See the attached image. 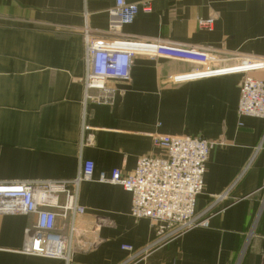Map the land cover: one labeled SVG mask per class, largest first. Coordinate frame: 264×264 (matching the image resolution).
<instances>
[{
	"label": "crops",
	"instance_id": "crops-1",
	"mask_svg": "<svg viewBox=\"0 0 264 264\" xmlns=\"http://www.w3.org/2000/svg\"><path fill=\"white\" fill-rule=\"evenodd\" d=\"M147 1L149 13L114 30V0H0V182L70 180L86 161L94 179L78 187L84 228L73 236L69 262L21 252L35 224L30 214L0 216V264H121L124 245L147 249L133 264H264V120L237 114L242 73L174 82L193 66L135 56L127 81H106L115 89L109 104L84 103L83 87L85 33L209 47L226 68L264 59V1ZM209 17L211 29H200L197 20ZM251 76L264 80V70ZM155 134L217 143L194 208L209 209L207 227L159 240L152 222L129 215L130 194L96 182L160 156ZM64 223L56 218L58 228Z\"/></svg>",
	"mask_w": 264,
	"mask_h": 264
},
{
	"label": "built area",
	"instance_id": "built-area-1",
	"mask_svg": "<svg viewBox=\"0 0 264 264\" xmlns=\"http://www.w3.org/2000/svg\"><path fill=\"white\" fill-rule=\"evenodd\" d=\"M139 11L149 13L150 2L146 0L137 5L114 0L113 8L108 12L109 28L116 30L131 24ZM213 22V17L197 20L203 30H210ZM135 56L193 66L190 72L174 76V82L242 73L237 114L264 120V80L251 76L254 71L264 70V59L250 57L237 66L221 67L219 64L223 59L212 48L160 38L117 36L103 39L85 33L84 103L109 104L115 89L106 85V81H127ZM92 90L96 93L91 94ZM152 145L162 152L160 156L140 157L131 174L123 176L119 170H112L109 176L99 175L96 182L120 186L130 194L129 215L136 220L152 222L159 240L173 238L195 226L207 227L205 215L209 209L197 215L194 208L203 189L207 158L217 143L201 137L155 134ZM93 180V164L86 161L81 164L76 177L70 180L0 182V216L35 215V224L25 230L22 253L69 262L73 236L84 228L79 222L85 209L78 205V187ZM224 197L219 196L216 202ZM58 216L67 222L66 225L56 226ZM96 227L94 225L91 230L95 231ZM96 246L97 242H93L87 248ZM121 249L129 253L121 264H133L132 261L147 250L135 251L128 245Z\"/></svg>",
	"mask_w": 264,
	"mask_h": 264
}]
</instances>
